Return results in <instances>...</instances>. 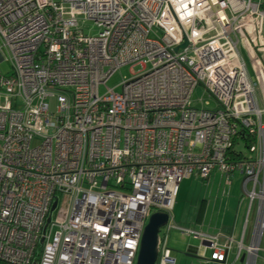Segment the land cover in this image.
Segmentation results:
<instances>
[{
    "label": "built area",
    "instance_id": "2783aa9c",
    "mask_svg": "<svg viewBox=\"0 0 264 264\" xmlns=\"http://www.w3.org/2000/svg\"><path fill=\"white\" fill-rule=\"evenodd\" d=\"M5 61L1 263L34 264L40 243L37 264H135L148 219L164 214L156 264H174L173 231L207 243L210 263L264 264V110L248 71L264 91V0H0ZM125 67L131 77L107 88ZM237 132L255 143L230 160ZM214 174L223 188L241 177L238 240L199 207L186 225L172 214L184 179Z\"/></svg>",
    "mask_w": 264,
    "mask_h": 264
},
{
    "label": "rangeland",
    "instance_id": "374dc122",
    "mask_svg": "<svg viewBox=\"0 0 264 264\" xmlns=\"http://www.w3.org/2000/svg\"><path fill=\"white\" fill-rule=\"evenodd\" d=\"M80 28L84 30V33L88 37H95L97 35V29L90 24L80 23ZM10 63L5 61L0 64V74L5 75L10 72ZM264 65V64H263ZM130 67L122 68L117 74H115L106 84L107 88H115L119 85L123 78H130ZM134 73L140 71L139 67H135L132 70ZM249 76L255 81V93L259 108L264 110V91L261 84V78L255 73L251 66H248ZM104 92L103 88L100 89V95ZM207 96L202 90H196L192 95L193 105L200 108V104L197 102L199 99L206 100ZM209 109L215 107L214 103L210 102ZM264 123V116H263ZM241 147L238 149L240 150ZM244 156L249 157V153L243 150ZM241 177L235 176L233 183L230 187H222L221 179L219 176H214L207 181H202L196 175L186 178L182 181L179 187V195L176 198L173 216L179 217L184 215L186 210H196L201 208V215L204 216V221L208 226L214 227L223 223V226L228 228L235 224L234 234L237 236L239 228L241 226L243 212L245 209L246 201L243 202L238 211V202L241 201L239 192V185ZM59 204L54 212V222H60L63 220L67 208L69 199L64 196L58 198ZM237 215V219L234 221L233 217ZM199 242L190 238H182L178 232L173 231L169 238V250L171 251V259L177 262V264H204L202 261L195 260L193 257L194 252H187L188 248L197 249ZM189 255V256H188ZM192 256V257H190ZM208 256V253H207ZM196 258V257H195ZM260 258L264 261V253L260 254ZM194 259V260H193Z\"/></svg>",
    "mask_w": 264,
    "mask_h": 264
},
{
    "label": "water",
    "instance_id": "95a60500",
    "mask_svg": "<svg viewBox=\"0 0 264 264\" xmlns=\"http://www.w3.org/2000/svg\"><path fill=\"white\" fill-rule=\"evenodd\" d=\"M186 46L185 42L179 49H175L174 52L183 50ZM55 207L56 204H53L52 212ZM167 221L168 216L164 214H153L150 216L143 230L135 264H156L159 232L167 224ZM193 258L195 259V257Z\"/></svg>",
    "mask_w": 264,
    "mask_h": 264
},
{
    "label": "crops",
    "instance_id": "0c3cea01",
    "mask_svg": "<svg viewBox=\"0 0 264 264\" xmlns=\"http://www.w3.org/2000/svg\"><path fill=\"white\" fill-rule=\"evenodd\" d=\"M212 177V176H211ZM182 183V182H181ZM181 185V184H180ZM178 195H179V193H178ZM240 196H241V193H240ZM178 197V196H177ZM242 202H243V199H242V201H239V203L237 204L238 205V211L237 212H239V209H240V206H241V204H242ZM246 206H247V201H246V204H245V209H244V212H243V217H242V222H241V226H240V228H239V231H238V234H237V236H235V230H234V228H235V224L232 226V227H228V228H226V230H228V232H230L231 234H232V236H233V238L235 239V240H238L239 239V237H240V234H241V232H242V226H243V223H244V218H245V214H246ZM200 208V207H199ZM192 210V209H191ZM190 212V210H186L185 212H184V215H182V216H179V217H174V219H175V221L178 223V224H180V225H186L185 223H186V221L187 220H189L187 217V215H188V213ZM237 215L238 214H236L234 217H233V220L235 221L236 219H237ZM187 219V220H186ZM220 225V224H219ZM222 225H223V223H222ZM171 235V234H170ZM170 235H169V237H168V248H169V238H170ZM179 236H181L180 234H179ZM182 238H186V237H183V236H181ZM187 239H190V238H187ZM200 243V242H199ZM207 246V243H203L202 245H200L199 244V247L197 248V249H191V248H188L187 249V252H194L193 254H194V256L196 257L195 258V260H199V261H202L204 264H216V263H210V260H209V258H210V251L207 249L205 252H204V255H203V257L201 258L200 256H199V254H200V252H201V249L202 248H205ZM171 252V251H170ZM207 253H208V256H207ZM233 254H235V251H234V253ZM194 260V259H193ZM242 262H243V258H241L240 259V261H238L237 263H234V264H242ZM174 264H177V262H175L174 261ZM227 264H232V261L229 259L228 260V262H227Z\"/></svg>",
    "mask_w": 264,
    "mask_h": 264
},
{
    "label": "trees",
    "instance_id": "16d2710c",
    "mask_svg": "<svg viewBox=\"0 0 264 264\" xmlns=\"http://www.w3.org/2000/svg\"><path fill=\"white\" fill-rule=\"evenodd\" d=\"M49 105L52 109L53 108V102L50 101ZM254 143H255V138L253 135L250 136L249 134H245V136L242 138L241 133L237 132L231 140L230 148H229L228 153H227L229 155L230 160H234L235 157H237V156H239V158H240V156H243L244 155L243 150L247 151L249 148H251L253 146ZM239 147H241L240 150L238 149ZM214 176H219V175L218 174L212 175V177H214ZM201 180L207 181L206 179L205 180L201 179ZM241 200H242V198H241ZM42 247H43V244L39 243L37 245V249L34 253V260H33L34 264H37V262L39 261ZM0 264H4V263L0 262Z\"/></svg>",
    "mask_w": 264,
    "mask_h": 264
}]
</instances>
